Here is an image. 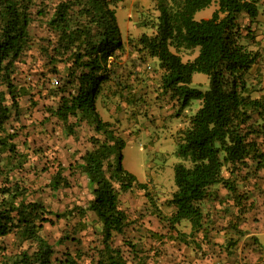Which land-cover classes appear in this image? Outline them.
<instances>
[{
    "label": "trees",
    "instance_id": "1",
    "mask_svg": "<svg viewBox=\"0 0 264 264\" xmlns=\"http://www.w3.org/2000/svg\"><path fill=\"white\" fill-rule=\"evenodd\" d=\"M120 1L0 0V155L7 154L6 167H0V239L13 234L17 241L34 245L9 255L0 247V264H148L130 241L122 245L128 248L125 251L113 245V237L123 235L128 225L119 207L120 194L133 187L145 190L146 184L123 168L125 141L112 123L100 120L94 108L101 88L111 79L116 52L122 48L115 16ZM151 1L158 13L154 32L142 33L134 46L157 60L162 93L175 100L179 112L194 101L199 103L177 142L176 156L190 165L173 167L176 189L169 201L174 211L167 219L168 227L186 221L191 233L204 232L201 204L212 198L210 188L221 185L232 195L233 206L239 207L236 220L224 230L227 242L234 246L245 197L235 182L224 177V170L230 177L249 165L255 176L264 172V101L253 96L247 80L259 58L248 43L253 41L251 24L258 15L257 0H217L211 16L200 20L194 19L195 13L209 7L212 0ZM242 13L249 24L240 23ZM35 17L45 18L47 31L37 41L29 34ZM33 46L42 58L34 74L37 82H21L20 77L29 74L19 65H25L21 59ZM171 49H197V55L183 62ZM194 73L206 76V90L192 86ZM42 90L57 98L56 106L47 112L49 118L61 122L67 134H73L74 126L84 119L93 122L95 133L90 137L91 149L66 168L69 175H63L65 168L57 163L49 186L53 192L69 187L73 172L86 178L92 199L72 214L82 218L92 213L101 224L99 239L85 250L72 234L61 237L59 243L71 240L78 248L59 258H53L52 246L41 231L44 224H53L51 216L60 218L71 212L52 215L43 204L29 199L31 191L22 179L8 176L27 160L16 153L14 142L18 132L12 124L20 121L19 101L25 96L33 100ZM70 118L75 121L69 123ZM76 223L78 231L86 228L81 219Z\"/></svg>",
    "mask_w": 264,
    "mask_h": 264
},
{
    "label": "rangeland",
    "instance_id": "2",
    "mask_svg": "<svg viewBox=\"0 0 264 264\" xmlns=\"http://www.w3.org/2000/svg\"><path fill=\"white\" fill-rule=\"evenodd\" d=\"M216 1L212 0L209 7L196 12L194 19L209 18L217 7ZM257 7L258 15L251 26L253 41L248 43L259 58L247 80L253 87V96L264 101V0H257ZM157 14L151 0H121L115 5L122 48L116 52L111 79L103 85L94 101L100 120L112 123L125 141L121 165L139 183L146 184L145 190L133 187L120 194L119 207L125 213L128 225L123 235L113 237V245L125 251L128 248L122 245L126 240L130 241L138 255L147 257L148 264H264V172L255 176L251 173V165L242 167L233 177L224 170V177L235 182L238 192L245 197L241 200L243 212L237 221L238 232L233 235L234 246L227 242L228 234H224V230L236 220L239 207L233 206L232 195L221 185L210 188L212 198L201 204L204 232L191 233L186 221L173 229L168 227L167 219L174 211L169 201L176 189L173 167L177 163L190 165L176 156L177 142L199 103L194 101L189 108L179 112L175 100L162 93V71L157 60L138 52L134 46L142 33L151 35L154 32ZM45 22V18L35 17L30 24L29 34L34 40L47 34ZM244 22L242 18L241 24ZM171 50L183 62L191 61L197 55V49ZM41 59L35 46L26 52L21 59L25 65L19 67L29 75L21 76V82H37L34 74ZM28 68H32L31 72ZM192 86L206 90V76L194 73ZM30 97L20 99V121L12 124L18 132L14 140L16 153L27 160L21 169H14L8 176L22 179L31 191L29 199L43 204L52 215L76 213V209L86 207L92 199L86 178L73 172L68 178L70 186L56 192L50 189L49 183L57 163L65 168L63 175H69L68 165L91 149L90 137L95 134L93 122L84 119L74 126L73 134H67L61 122L49 118L47 112L49 107L56 106L57 98L45 90L40 96L34 95L33 100ZM74 121V118L69 119V123ZM6 156V153L0 155V167H6ZM71 214L60 218L51 216L53 224L43 225L41 236L52 246L53 258L78 248L71 240L59 243L61 237L72 234L83 242L85 250L99 239L101 224L92 213L86 212L82 218ZM80 219L86 225L82 231H78L80 226L76 223ZM233 231L229 229L230 233ZM181 234H185L184 242ZM0 247L9 255L18 249H33L34 245L28 241L19 242L9 234L0 239Z\"/></svg>",
    "mask_w": 264,
    "mask_h": 264
},
{
    "label": "crops",
    "instance_id": "3",
    "mask_svg": "<svg viewBox=\"0 0 264 264\" xmlns=\"http://www.w3.org/2000/svg\"><path fill=\"white\" fill-rule=\"evenodd\" d=\"M246 17V18H245ZM242 18H244L245 19V22H247V23H243L242 25H247V24H249V21H248V18H247V16L244 14V13H242L241 14V16H240V18H239V21H240V23H241V19ZM253 25V23L251 24V26Z\"/></svg>",
    "mask_w": 264,
    "mask_h": 264
},
{
    "label": "built area",
    "instance_id": "4",
    "mask_svg": "<svg viewBox=\"0 0 264 264\" xmlns=\"http://www.w3.org/2000/svg\"><path fill=\"white\" fill-rule=\"evenodd\" d=\"M52 83H53V84H56L57 81L53 78Z\"/></svg>",
    "mask_w": 264,
    "mask_h": 264
}]
</instances>
